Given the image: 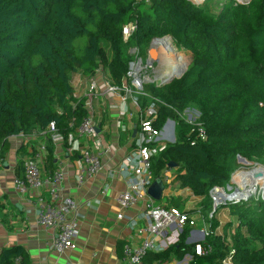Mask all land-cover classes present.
<instances>
[{
  "label": "trees",
  "instance_id": "obj_1",
  "mask_svg": "<svg viewBox=\"0 0 264 264\" xmlns=\"http://www.w3.org/2000/svg\"><path fill=\"white\" fill-rule=\"evenodd\" d=\"M129 23L135 29L124 41L122 28ZM163 35L189 52L190 62L180 77L146 84V95L138 97L142 107L160 101L157 128L167 118L179 124L175 141L152 156L151 175L157 178L169 163L179 166L178 186L206 198L201 213L209 226L202 242H188L191 227L185 226L175 243L147 252L144 260L188 254V264H221L227 256L232 264H264L263 201L230 206L237 220L231 244L216 234L214 213L208 218V192L228 184L235 156L264 164V0H225L218 14L190 0H0V167L10 136L53 122L64 138L87 114L85 97L73 96L72 73L88 77L102 67L120 83L129 62L124 46L134 44L144 56L150 40ZM189 105L199 109L206 136L194 144L196 135L178 117ZM46 144L51 160L49 133ZM168 203L184 204L178 196ZM222 228L226 233L230 227ZM196 244L210 250L197 255ZM16 259L29 264L22 246L0 250V264Z\"/></svg>",
  "mask_w": 264,
  "mask_h": 264
},
{
  "label": "crops",
  "instance_id": "obj_2",
  "mask_svg": "<svg viewBox=\"0 0 264 264\" xmlns=\"http://www.w3.org/2000/svg\"><path fill=\"white\" fill-rule=\"evenodd\" d=\"M102 69L110 78L109 72ZM86 80L87 76L80 72L71 74L74 97L84 96ZM91 104V117L97 128L96 137L100 147L106 150L101 154L103 170L86 178L81 185L76 184L75 174L82 167L80 149H93L95 146L94 137L79 136L75 129L66 137L61 136L60 142H53L51 160L46 151L40 162L42 176H48L61 167L65 173L62 192L79 204L82 217L79 220L76 248L64 253H57L51 248L53 231L44 228L36 220L37 192L31 188L21 191L14 184L15 178L23 176L22 163L18 161L36 150L43 141L46 143V139L33 130L36 134L27 139L20 135L9 137V151L0 167V250L20 245L28 254L29 264H121L124 245H137L141 242L143 237L138 233V228L143 223V204L132 206L124 212L122 219H118L117 213L120 210L114 201L116 194L125 188V180L132 174L130 166L136 158L135 144L139 133L134 117L136 108L130 99L122 103L116 93L99 94L92 99ZM152 105L157 110L159 103L155 101ZM170 119L167 118L160 127L163 129L165 144L173 143L176 138L174 132L166 130L172 122ZM176 167L168 166L154 179L151 175L148 187L156 180L162 186L160 198L155 199L149 195L154 205L169 206V199L176 196L184 203L185 197L192 193L187 188L180 189L177 181L172 183L176 180V172L173 173ZM167 184H171L170 187H166ZM191 197L201 196L192 194ZM205 221H202L204 228L208 224ZM195 238H191L190 242Z\"/></svg>",
  "mask_w": 264,
  "mask_h": 264
},
{
  "label": "built area",
  "instance_id": "obj_3",
  "mask_svg": "<svg viewBox=\"0 0 264 264\" xmlns=\"http://www.w3.org/2000/svg\"><path fill=\"white\" fill-rule=\"evenodd\" d=\"M134 29V23L123 26L122 34L124 41L129 38ZM161 40H167L163 46L161 45ZM148 46L146 60H143V57L138 54L137 46L130 49L133 59L128 62L127 70L120 83H115L112 79L108 78L104 74L102 67H98L92 75L87 77L84 94V108L87 110V114L74 129L79 136L94 137L93 144L95 148L86 147L80 149L82 167L76 172L75 181L77 185H81L86 178L100 173L104 167L101 154L106 150L100 147V141L96 137L97 128L91 117L92 99L96 98L99 94L109 93L119 94L122 103L126 99H130L136 108L134 117L139 126V133L135 144L136 158L130 166L132 174L125 180V188L116 194L114 201L120 210L117 213L118 219L124 217V212L127 209L136 204H143V223L138 228V233L142 234L143 238L137 245L129 243L124 245L121 264H188L191 259V256L188 254L182 259L155 260L151 262L144 260L147 252L157 251L159 248L164 249L168 245L175 243L187 225L191 227L188 238L193 239L196 237L192 242H200L207 234L204 228L200 230L193 229L196 214L173 206L154 205L147 193V187L151 180V158L162 151L166 147V144L163 141V129L157 128L154 124L157 110L153 107V102L146 107H142L138 97L146 95L144 85H160L173 79L177 74L173 63L162 61L160 59L161 54L158 52L155 58H152L148 52L150 49H161L169 55L168 58L171 61H175L174 57L176 55L180 59L182 58L180 54L175 52L177 48L169 35L152 38ZM155 101L160 103L159 100ZM36 131L45 139L49 133L54 143L61 141V136L56 132L53 122H50L45 129ZM190 133L196 135L191 144H194L197 140L206 139L199 120L196 124L192 125ZM35 134L32 131L28 134L18 135L23 139H27ZM45 152L46 143L43 141L36 150H32L28 156L21 159L23 176L15 178L14 184L21 191H24L25 188H31L37 192V223L53 231L51 248L57 253H64L75 249L77 246L79 220L82 215L76 200L62 192L65 173L61 167H58L48 176L41 175L40 162ZM218 192H222L223 198H221ZM234 194L235 192L226 194L218 186L212 187L208 192L215 207L230 200L240 201L236 197L229 199ZM225 196L228 198H224ZM214 210L215 208L213 207L212 211L208 214V218L212 216ZM198 214L201 216L203 223H205V218L201 212L198 211ZM209 250V246L206 247L202 244L195 245V253L197 255H203ZM13 264H18V260L16 259ZM221 264H232L231 258L227 256L222 260Z\"/></svg>",
  "mask_w": 264,
  "mask_h": 264
},
{
  "label": "rangeland",
  "instance_id": "obj_4",
  "mask_svg": "<svg viewBox=\"0 0 264 264\" xmlns=\"http://www.w3.org/2000/svg\"><path fill=\"white\" fill-rule=\"evenodd\" d=\"M139 1V0H137ZM191 2H193L192 0H190ZM197 2L195 4L199 5V6H205L210 13L212 14H218V12L220 11L222 4L225 0H196ZM237 2H248L249 0H236ZM194 3V2H193ZM127 41V40H126ZM167 41V40H165ZM136 47L134 44H130L127 43L126 46H124V53L125 56L128 58V61L133 59L132 54L130 53V49ZM149 49V46L146 48V52L145 55L143 56V54H141L140 48L137 47V52L138 54H140V56L143 57V60H146L147 58V51ZM175 49V48H174ZM155 49H150L149 52L151 51L153 53L154 56H151L148 52V54L152 57L155 58L158 53L161 54L160 59H163L164 56H166L165 54H163V50H159V51H154ZM158 52V53H156ZM175 52L177 54H180L182 56V58L180 59L179 56H175V62H174V66L176 68V72L177 74L174 76V78H178L179 76H181L186 68L188 63L190 62V53L182 50V49H175ZM106 55H110L109 50H107ZM163 61H165V59H163ZM169 61V60H166ZM173 61V60H172ZM182 61V62H181ZM184 61V62H183ZM167 63V62H166ZM187 64V65H186ZM178 117L180 119H183V123L185 125V127L189 130L190 127L192 128L193 124H196L197 121L200 118V112L199 109L197 107H195L194 105H189L185 110H183L180 114H178ZM172 122H170L169 126L166 127V130L168 132H174V135L176 137L177 134V129H178V121L175 119H170ZM172 126V127H170ZM232 174H231V178L228 182V184L223 185L221 188L223 191L226 192V194H230L232 192H235L234 196L230 197L229 199H233V198H239L240 201H226L224 203L219 204L218 206L216 205V207L213 204V201L211 199V206L212 208L214 207V216L215 218H217L218 220V227L215 230L216 234L221 235H225V237H223V240L225 243H229L231 244L232 238L231 235L234 234L235 231H233V226L236 225L237 220L235 216H232V214H230V206L234 205V204H248V203H257L258 201H263L264 202V172L261 168H254V165H258L260 167L264 168V164H262L261 162H258L256 160L252 161V162H244L242 160H240L237 156H235L232 159ZM245 164V165H244ZM251 164V165H250ZM243 169H245L246 172L248 173H244V174H240V171H244ZM179 170V166L176 167V169L173 171V173L177 172ZM235 174V175H234ZM243 176L244 178L247 177L246 179L251 183L250 184V195L246 194L243 195L244 192V187H246L247 183H241V179L240 176ZM175 183L176 180H173L172 183ZM253 184V186H252ZM171 184H167L166 187H170ZM245 185V186H244ZM239 191V192H237ZM222 193V192H221ZM192 193L188 194V197H185L184 200V204L182 206L181 209H186L189 210L190 212L196 214L195 218V225L193 227L194 230H200L203 229V224H202V220L200 218V215L198 214V211L201 212L203 206L205 205V197H199V198H195V197H191ZM209 196V195H208ZM230 196V195H229ZM210 197V196H209ZM222 198V197H221ZM224 198H228V197H224ZM157 202V200H155ZM224 224H227V226H229L230 228L226 231V233H224V230L222 228V226ZM206 227L204 228L206 231L208 229V224L205 225ZM247 236V234H246ZM202 242V240H200ZM253 244H257L252 242Z\"/></svg>",
  "mask_w": 264,
  "mask_h": 264
},
{
  "label": "bare ground",
  "instance_id": "obj_5",
  "mask_svg": "<svg viewBox=\"0 0 264 264\" xmlns=\"http://www.w3.org/2000/svg\"><path fill=\"white\" fill-rule=\"evenodd\" d=\"M194 3H196L197 1L196 0H192ZM164 42H166L165 40H161V45L163 46L164 45ZM159 49H157L156 51H158ZM157 53V52H156ZM163 54H165L166 56H164V58L163 59H165V61L164 62H167V63H173L174 64V62L175 61H171L170 60V58H168L169 57V55L166 53V52H164L163 51ZM151 56H154L153 55V53L151 52ZM163 59H161L162 61H163ZM166 60H169V61H166ZM184 62V61H183ZM187 65V64H186ZM245 165V164H244ZM251 165V164H250ZM254 168H261L262 170H263V172H264V168L263 167H260V166H258V165H254ZM244 171H240V174H244V173H248V172H246L245 171V169H243ZM247 177H243L242 175L240 176V179H241V183H247V185H246V187H244V190H243V192H244V194L243 195H246V194H248V195H250L251 193H250V182L246 179ZM245 186V185H244ZM252 186H253V184H252ZM248 188H250V189H248ZM218 193H220V195H221V197H222V193L221 192H218ZM233 195V194H232ZM231 195V196H232ZM233 197V196H232ZM223 198V197H222Z\"/></svg>",
  "mask_w": 264,
  "mask_h": 264
},
{
  "label": "water",
  "instance_id": "obj_6",
  "mask_svg": "<svg viewBox=\"0 0 264 264\" xmlns=\"http://www.w3.org/2000/svg\"><path fill=\"white\" fill-rule=\"evenodd\" d=\"M149 54L151 55V51L149 52ZM172 141H173V138H172ZM237 157L240 159V160H242V161H244V162H247V160L245 159V158H243V157H241L240 155H237ZM174 164H172V163H169L168 164V166H173ZM161 188H162V186H161V182L160 181H158V180H156L154 183H153V185H151V186H149L148 188H147V193H148V195H150V196H152L153 198H155V199H158V198H160V191H161ZM187 241L188 242H190V238H188L187 239Z\"/></svg>",
  "mask_w": 264,
  "mask_h": 264
}]
</instances>
